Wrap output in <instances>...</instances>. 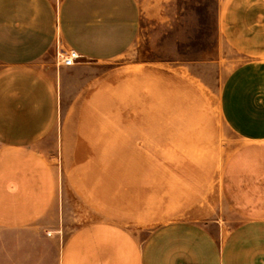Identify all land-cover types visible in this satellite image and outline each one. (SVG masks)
<instances>
[{"label":"crops","instance_id":"1","mask_svg":"<svg viewBox=\"0 0 264 264\" xmlns=\"http://www.w3.org/2000/svg\"><path fill=\"white\" fill-rule=\"evenodd\" d=\"M142 14L0 0V264H264V0H219L217 48L245 60L202 64L212 122L173 121L189 65L127 58Z\"/></svg>","mask_w":264,"mask_h":264},{"label":"rangeland","instance_id":"2","mask_svg":"<svg viewBox=\"0 0 264 264\" xmlns=\"http://www.w3.org/2000/svg\"><path fill=\"white\" fill-rule=\"evenodd\" d=\"M140 2L143 12L142 31L127 58L148 62L167 61L172 62L171 64L184 62L186 66L189 65L184 68L187 74L184 78V100L174 98V107L184 105V115L174 114L173 121L183 120L187 124L212 122L213 112H217L218 107L219 84L213 80L215 74L212 68L206 69L207 67L202 64L210 61L220 63L221 79H224L229 70L245 60L239 52L217 48L219 0H140ZM197 64L201 65L200 68ZM203 107L210 108L209 116L198 113L202 112ZM187 149L190 157L201 153L219 154L221 161L231 150L226 146L205 148L194 146ZM220 213L224 219V233L244 221L243 214L239 212L224 210Z\"/></svg>","mask_w":264,"mask_h":264},{"label":"built area","instance_id":"3","mask_svg":"<svg viewBox=\"0 0 264 264\" xmlns=\"http://www.w3.org/2000/svg\"><path fill=\"white\" fill-rule=\"evenodd\" d=\"M58 58L61 64L71 66L76 63L79 55L75 51H70L69 53L59 52Z\"/></svg>","mask_w":264,"mask_h":264}]
</instances>
